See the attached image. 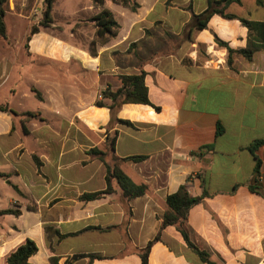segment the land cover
<instances>
[{
  "label": "crops",
  "instance_id": "crops-1",
  "mask_svg": "<svg viewBox=\"0 0 264 264\" xmlns=\"http://www.w3.org/2000/svg\"><path fill=\"white\" fill-rule=\"evenodd\" d=\"M208 2L136 0L131 11L110 0H55L51 25L26 42L30 17L9 0L5 24L10 16L12 32L27 25L12 38L6 24L0 39V106L10 111L0 110V212L18 213L0 215V264L27 239L37 247L30 264H141L166 197L181 186L207 194L185 228L211 262L264 264V144L249 151L264 141V32L219 15L198 30ZM103 11L117 29L101 41L92 19ZM225 13L264 23L255 0ZM248 47H257L250 61L236 53ZM140 72L151 106L124 104L116 118L132 127L110 123L95 103L109 104L101 93ZM135 156L146 159L120 161ZM116 162L145 194L127 201L112 181L109 194L82 201L106 189V166ZM148 264L203 263L168 226Z\"/></svg>",
  "mask_w": 264,
  "mask_h": 264
},
{
  "label": "trees",
  "instance_id": "trees-1",
  "mask_svg": "<svg viewBox=\"0 0 264 264\" xmlns=\"http://www.w3.org/2000/svg\"><path fill=\"white\" fill-rule=\"evenodd\" d=\"M55 0H44V9L42 11L41 21L37 26H31L25 41L28 42L32 35L38 33L39 28H47L51 25V9ZM97 4H101L103 0H93ZM113 3H117L130 9L131 11H136L138 5L136 0H110ZM208 10L199 16H195L196 28L198 30H203L212 15H219L225 19H237L239 22L247 28L248 32L257 35L260 32H264V23L250 22L244 19H239L234 15L226 14L225 9L231 4H239L241 0H208ZM9 0H0V39H7V28L5 24V14L6 5ZM258 7L264 4V0H255ZM92 21L95 23L97 28L96 36L99 40H104V38H111L115 35L117 24L112 19L109 12L103 11L99 15L95 16ZM263 43H264V38ZM220 45L224 46L222 42H218ZM27 48V45H25ZM263 47V46H262ZM257 47H248L245 50H240L236 53L242 55L247 61H250L252 55ZM229 54L233 53L228 50ZM230 63V60H228ZM120 87L115 90L107 88L101 93L102 100H109V104H105L103 101H98L95 103L97 107H106L110 112V123L119 124L127 127H132V124L128 121L120 120L116 118L117 110L124 104H140L148 105L151 104L148 101L147 88L144 83V73L140 72L137 75L131 76H119L118 77ZM39 97V96H38ZM156 111L159 108L153 107ZM0 110L4 112H10L7 107L0 106ZM25 116L33 117L34 114L27 113ZM222 132V128L218 126L216 130V135ZM115 144V135L110 139V148L113 150ZM264 144V141H257L249 147V151L253 154L254 151ZM93 154H100L98 151H92ZM102 155V154H100ZM146 157L135 156L130 158H124L120 161L140 163L144 161ZM255 159V174L259 173L260 161ZM0 177L3 175L0 174ZM106 189L102 192L94 194H84L80 197L82 201H92L96 200L102 195L109 194L112 191L111 182L115 181L122 192L124 199L127 201L141 197L145 194L147 187L145 185H135L118 167L117 162L112 166H106ZM250 190L253 191L252 188ZM204 192L200 197H193L189 194L186 186H181L177 192L168 195L165 199L166 212L164 213L162 220L160 221L159 229L157 234L152 240H150L147 245L140 251L139 258L141 264H148V255L154 244L160 241L161 232L168 226H175L176 230L180 233L182 239L184 240L186 246L199 258L203 264H215L209 260V255L200 250L194 244H192L188 238V234L185 228V223L187 221L189 210L198 205L204 197H206ZM2 214H13L17 215L15 211H5L0 212ZM88 230H99L104 231L100 228H88ZM46 233H52L51 228H45ZM53 234L57 235L59 238H63L58 231H53ZM37 252V247L35 243L31 240H25L24 243L19 245L15 250H13L5 259L4 264H30L28 262L29 258Z\"/></svg>",
  "mask_w": 264,
  "mask_h": 264
},
{
  "label": "rangeland",
  "instance_id": "rangeland-1",
  "mask_svg": "<svg viewBox=\"0 0 264 264\" xmlns=\"http://www.w3.org/2000/svg\"><path fill=\"white\" fill-rule=\"evenodd\" d=\"M13 2L17 3L19 6H22L23 14L30 17L31 25H35V26L38 25V23L41 21L42 11L44 9V0H13ZM13 20H16V19L14 17L7 16L6 24H7L10 36L12 35V38H18V36H20L19 33L24 32V28L26 27L27 22L25 21L19 22L20 23L19 27L17 29H14L13 30L14 32H12L11 22ZM27 107L29 110L34 111L33 104H28Z\"/></svg>",
  "mask_w": 264,
  "mask_h": 264
},
{
  "label": "built area",
  "instance_id": "built-area-1",
  "mask_svg": "<svg viewBox=\"0 0 264 264\" xmlns=\"http://www.w3.org/2000/svg\"><path fill=\"white\" fill-rule=\"evenodd\" d=\"M36 12V11H35Z\"/></svg>",
  "mask_w": 264,
  "mask_h": 264
}]
</instances>
